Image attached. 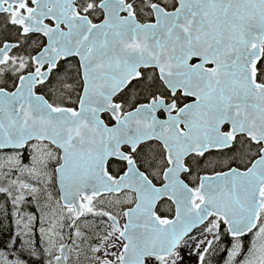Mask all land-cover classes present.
I'll use <instances>...</instances> for the list:
<instances>
[{
  "label": "snow or ice",
  "instance_id": "snow-or-ice-1",
  "mask_svg": "<svg viewBox=\"0 0 264 264\" xmlns=\"http://www.w3.org/2000/svg\"><path fill=\"white\" fill-rule=\"evenodd\" d=\"M0 264H264V0H0Z\"/></svg>",
  "mask_w": 264,
  "mask_h": 264
}]
</instances>
